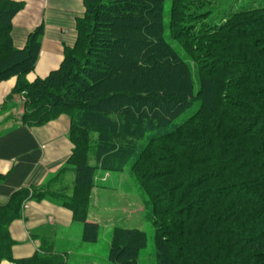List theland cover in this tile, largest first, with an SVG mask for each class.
Wrapping results in <instances>:
<instances>
[{"label": "trees", "instance_id": "obj_1", "mask_svg": "<svg viewBox=\"0 0 264 264\" xmlns=\"http://www.w3.org/2000/svg\"><path fill=\"white\" fill-rule=\"evenodd\" d=\"M166 2L84 0L75 47L58 69L29 81L43 29L16 47L12 22L21 4L0 0V82L17 77L8 96L22 94L16 120L34 127L68 115L67 162L75 168L71 195L21 186L0 199V264L65 263L51 249L13 257L9 225L32 198L71 209L84 222L83 240L95 241L99 222L89 219L88 202L98 166H129L145 186L157 264H264V5L209 23L213 0H171L165 25ZM167 30L198 61L197 93ZM196 100V113L176 123ZM147 243L145 230L116 226L110 258L138 264Z\"/></svg>", "mask_w": 264, "mask_h": 264}, {"label": "crops", "instance_id": "obj_2", "mask_svg": "<svg viewBox=\"0 0 264 264\" xmlns=\"http://www.w3.org/2000/svg\"><path fill=\"white\" fill-rule=\"evenodd\" d=\"M10 1L21 4L12 22L16 47L24 48L31 34L43 29L37 64L27 79L46 77L61 66L66 50L73 49L77 43V23L86 12L84 0ZM16 83V76L0 82V173L7 174L0 180L1 201H6L21 186L43 187L51 175L56 179L55 174L67 166L73 149L68 115L34 127L16 120L24 110L22 94L17 103L14 100L17 94L8 99ZM90 214V220L101 222V217L91 218ZM73 223V211L68 207L50 199H29L28 205L22 207L21 216L9 225L15 241L13 257L25 258L35 252L52 254L51 249L53 254L65 258L64 264H120L95 255L91 251L92 242L81 239L76 230L70 233Z\"/></svg>", "mask_w": 264, "mask_h": 264}, {"label": "rangeland", "instance_id": "obj_3", "mask_svg": "<svg viewBox=\"0 0 264 264\" xmlns=\"http://www.w3.org/2000/svg\"><path fill=\"white\" fill-rule=\"evenodd\" d=\"M212 12L205 17V22H220L222 16L226 12H234L244 6H260L264 5V0H213L211 4ZM171 0H167L165 5V25H168L170 16ZM247 30H249L247 28ZM239 32H242L239 29ZM168 41L172 44L175 50L189 63L193 79H195V93L198 92L200 86V74L198 61L191 57L179 45V43L171 39L168 30L166 31ZM237 42V41H236ZM238 44V45H237ZM236 47L246 48L238 42ZM237 50V48H235ZM20 95H15V102L19 100ZM200 106V101H195L194 104L181 113L175 120L176 123H183L196 113ZM89 162L97 164L94 155H89ZM52 176V175H51ZM49 177L46 181L45 188L64 189L65 194L71 195L72 185L75 179L74 165L68 163L66 168L60 174H55L56 179ZM63 176V177H62ZM61 180L59 181V179ZM91 199L88 202L89 213L91 218L101 217V222L98 227V237L91 243V251L95 255L102 257L105 260H111L109 245L113 238L114 229L116 226L125 228L138 227L145 230L148 235V243L139 251V264H157V247L155 243L156 227L153 222L146 217V200L149 194L141 181L137 179L129 166L123 169H106L98 166L95 172L94 185L92 188ZM81 226V230L80 227ZM78 228V229H77ZM75 230L80 233L81 239L84 235V222L75 220L70 233L74 234Z\"/></svg>", "mask_w": 264, "mask_h": 264}, {"label": "built area", "instance_id": "obj_4", "mask_svg": "<svg viewBox=\"0 0 264 264\" xmlns=\"http://www.w3.org/2000/svg\"><path fill=\"white\" fill-rule=\"evenodd\" d=\"M28 205V200H25L24 202H23V206H27Z\"/></svg>", "mask_w": 264, "mask_h": 264}]
</instances>
